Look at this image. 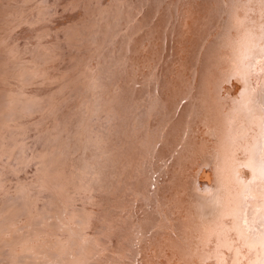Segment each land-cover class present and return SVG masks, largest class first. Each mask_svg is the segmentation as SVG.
<instances>
[{
  "label": "bare ground",
  "instance_id": "6f19581e",
  "mask_svg": "<svg viewBox=\"0 0 264 264\" xmlns=\"http://www.w3.org/2000/svg\"><path fill=\"white\" fill-rule=\"evenodd\" d=\"M154 2L158 6L153 7L164 12L135 34L130 58L138 60V67L133 64L130 69L137 87L108 99L120 107L116 110L104 108L102 97L110 94L97 90L107 83L95 69L94 57L77 64L71 55L65 56L72 50L62 49L59 35H54L53 44H36L37 36L28 35L31 26L39 27L35 14L25 16L23 35L8 48V55L0 54V212L7 219L17 217L35 208L32 198L46 205L42 188L59 187L69 194L68 190H79L85 209L66 216L74 223L72 232L102 219L112 223L100 227H108V232L87 238L90 246L82 242L83 237L71 238L73 248L53 249L60 258L69 253L70 259L61 258L64 264H78L80 257L89 256L96 258V264H264V0ZM90 3L101 6L104 1ZM131 4L137 12L144 9L142 0ZM16 5L14 0H0V22L5 14L15 19L22 13L14 15ZM136 10L122 14L126 26ZM170 16L173 21L166 29L170 51L163 53L161 33ZM107 27L111 32L115 25ZM81 31L87 33L88 28L82 26ZM75 34L70 37L76 39ZM91 50H98L95 44ZM115 53L112 62L120 58ZM61 57L75 67L58 66L64 62ZM14 63L22 70L10 68ZM53 67L65 72H55ZM73 70L83 73L88 82L98 75V87L92 86L103 107L100 114L106 118L102 124L108 122L117 134L112 152L104 153L110 163H104L98 174H93L95 166L90 175L83 169L91 168L97 158L92 149L82 156L76 152L77 157L70 149L69 159H62L36 147L42 142L44 147L60 148L63 143V133L48 122L52 114L47 106L60 110L64 99L45 86L65 89L60 78L74 79ZM23 78L29 85L22 84ZM124 92L133 97L126 98ZM47 129L49 135L44 136ZM134 159L145 166L131 177ZM80 174L83 183L75 177L78 188L70 178ZM123 177L125 181H120ZM126 180L131 183L122 184ZM129 201L137 202L121 210L118 203ZM119 212L126 213V219H118ZM5 227L0 218L1 263L6 244L22 241L18 226Z\"/></svg>",
  "mask_w": 264,
  "mask_h": 264
},
{
  "label": "rangeland",
  "instance_id": "374dc122",
  "mask_svg": "<svg viewBox=\"0 0 264 264\" xmlns=\"http://www.w3.org/2000/svg\"><path fill=\"white\" fill-rule=\"evenodd\" d=\"M103 1L104 3L101 6H98L94 3H90V0H24V2L14 0V3L18 4L13 6L15 9L14 15L21 10L22 13L15 19L10 18L11 16L9 17V14H5L3 15L4 19L0 22V54H9L8 48H12L18 42L19 36L23 35L21 32V26L27 23L25 16L33 13L35 14L34 17L38 22L35 26L38 25L39 27L31 26L32 31H30L28 35L37 36L35 37L36 44H53L57 40L54 38V35H59L62 38V42L64 41V44H61L63 47L62 49L65 50L66 48L67 50H72L69 54H65V56L70 58L69 55H71L77 64H81L82 59L87 60L88 57H94L93 60L95 61V69L98 73H101V76L105 78V83L107 84H102L98 87V75L95 76V79L92 82H88L87 77H83V73L80 74L79 72H75L73 70L74 79L70 76L65 78L62 76L60 78L62 83L65 82V89H57L53 85L45 86L49 91L51 90L55 95H57V98L64 99V106L61 107L62 109L60 110H55L54 106H47V109H49V112L52 114V118L50 119L51 121L48 122L53 124L55 128H59L63 133V143H61L62 145L60 148H47L44 147L42 142L36 145L39 151L46 152L47 155L52 157L60 156L62 159H66L70 149L73 150L75 155L76 152H80L81 156L86 152V150L92 149L93 152H97L98 155L94 156L97 158L94 160V164L91 168H83L86 169L85 172L87 175L92 174L90 170L94 166L95 168L92 169L93 174L94 172L97 173L104 163H106L105 165H109L110 162L109 158H107V153H104L108 151L112 152L114 149H111L112 144L117 140V134L114 136V131L110 130L111 125L108 122L104 126L102 124V121L106 120V118L102 117L100 114L99 109L103 107H100V101L98 102L99 97L96 96L95 88L92 85L96 86V88L98 87L97 90L100 91L101 94H110L107 95V97L105 95L102 97L106 100V103L104 104L105 109L116 110L117 108H120L119 106L114 107L110 104V101H112V99L114 100V96L119 95L121 97L120 94L122 91L129 90L130 87L133 89L137 87V82H135L136 79L132 76V70L130 69V67H134L133 64H136L138 67V60L135 58L134 61L130 58L134 43L133 39L136 37L135 34L139 30L146 29V25L149 21L159 16L161 12H164L162 9H156L153 7V5L158 6L157 2L155 3L154 0H142L144 9L140 12H137L135 6L131 4L132 0ZM152 1L153 3L150 5ZM79 5H81V8H79ZM169 6L171 7V3H169ZM134 10H136V12L127 20L129 26H126V21L124 22L120 18L125 15L126 12ZM172 18L173 16H170L168 21L164 23V29L161 33L163 39L160 50L163 53H168L170 51L166 29L170 28L173 21ZM139 20H142L143 23H139ZM104 24L106 27H104ZM107 24H109V26L115 25V27L111 29V32L107 30ZM82 26L88 28L87 33H83L81 31ZM98 29L102 31V34ZM97 32L100 36H98ZM71 33H76V39H72L70 37ZM1 34H5V36H2ZM143 42L144 41H142V43ZM93 44H95L98 49L96 52L91 50ZM114 53L115 56H120L119 60L116 62L111 61L114 57ZM161 57L165 59V54ZM45 59L47 62L48 59ZM60 60L64 61L65 58L61 57ZM121 60H125L122 67L119 65ZM162 60L161 63L163 64ZM168 61L169 60L167 59L166 63ZM43 62H45V60ZM69 62L70 60H66L59 63L58 66H63L64 68H69L70 66L75 67L73 64L70 65ZM0 65H2V63H0ZM115 65L120 66L122 70L118 69V66ZM159 67L160 66H157L156 69H159ZM10 68L15 71L22 70L20 66L16 67L15 63ZM53 68H55V72H65L61 71V68ZM111 71L114 73V76L110 74ZM154 71V76L159 77L160 72L157 70ZM1 80H3L2 77H0V81ZM22 84L24 86L29 85L25 78H23ZM72 92L77 93L71 94ZM129 94L130 93H126L125 97H133ZM109 98L111 99L110 101L108 100ZM180 103H184V100L181 99ZM143 105L146 106L147 103L143 102ZM39 107L40 106L37 105V108ZM150 108L151 107L149 106L148 110H150ZM23 114L31 115L29 112H24ZM29 117L32 118L31 116ZM185 122L187 126L190 123L188 121ZM43 134L44 136H48V129L43 131ZM20 135H22V133ZM181 137H185V134L182 133ZM25 138L29 139L30 137L25 136ZM77 141H84L85 145L80 146L77 144ZM159 143L160 141H157L156 146H158ZM105 145L106 147H103ZM113 146H115V144ZM67 159L69 158L67 157ZM83 159V157H80V164ZM134 160L135 162L129 171V175H131V177H134L137 172H139L138 170H142L145 166L143 163L144 161L138 159ZM151 160H154V157L150 156V161ZM132 161L133 160H131V162ZM171 162V160H168V164H171ZM205 164H207V162ZM82 166L84 165L81 164V167ZM75 177L80 183H83V178L81 174L70 178L71 181H74L76 187H78ZM122 180H124V177L123 179H120V181ZM135 180H137V178ZM126 181L128 183L122 184L131 183L130 180ZM152 186V184L149 185V190L152 189ZM16 188L19 189L20 186ZM42 191L44 192V195H47L48 202L46 205L41 204L38 200L32 198V202L35 207L33 210L25 209L24 212H21L17 217L9 219L4 217L3 213L0 212V218L6 222L5 228H14L18 226V229H21L18 232H20V237H22L21 243L18 242L13 245L10 244V246L6 244L7 246L3 249L4 262H0V264H11L10 261L18 259L21 264H31V262L32 264H34V262L50 264L55 263V260H57L56 264H64V259L61 258L68 256V259H70L69 253H62L60 258V256L53 251V249L63 245H68L70 248H73L76 244L71 241V238L79 239L83 237L85 239H83L82 242L87 246H90L91 243L87 240V238L92 235H97L96 232L102 234L110 230L108 227L104 230L100 229V227L106 224V222L107 224L112 223V220L110 219H102L97 225L92 224L91 227H86L83 231L80 229L79 231L73 233L71 228L74 223H71L66 216L72 211L80 210V208L85 209L83 206L85 202L82 200L83 198L80 191L76 190V192L72 193L68 190V192H70L69 194L59 187L55 189L51 188L50 190L42 188ZM155 197H157V195ZM136 202L137 201H129L127 205L119 202L118 205L123 206L121 210H128L129 207L131 205H135ZM125 214L126 213L119 212V215H117L118 219H126ZM132 214L134 215L135 213L132 212ZM131 219L134 220L135 216ZM136 233L137 232L135 231V234ZM3 235L4 237L6 236V234ZM97 248L100 249V247ZM73 258H75V256L74 254H71V259ZM96 262V258L90 256L80 257V259L76 261L78 264H96Z\"/></svg>",
  "mask_w": 264,
  "mask_h": 264
}]
</instances>
